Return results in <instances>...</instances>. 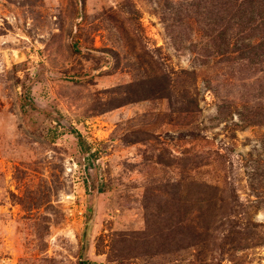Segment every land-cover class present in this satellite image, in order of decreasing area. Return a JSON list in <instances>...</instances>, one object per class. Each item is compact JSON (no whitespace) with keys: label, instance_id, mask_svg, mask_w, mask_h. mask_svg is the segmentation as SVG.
I'll return each mask as SVG.
<instances>
[{"label":"rangeland","instance_id":"rangeland-1","mask_svg":"<svg viewBox=\"0 0 264 264\" xmlns=\"http://www.w3.org/2000/svg\"><path fill=\"white\" fill-rule=\"evenodd\" d=\"M172 1L0 0V264H264V67Z\"/></svg>","mask_w":264,"mask_h":264},{"label":"trees","instance_id":"trees-1","mask_svg":"<svg viewBox=\"0 0 264 264\" xmlns=\"http://www.w3.org/2000/svg\"><path fill=\"white\" fill-rule=\"evenodd\" d=\"M200 2L201 0L199 2L181 0V5L185 3L189 6L187 9L179 8L180 6L170 9L169 12L173 16L172 25L182 27L184 23H190L192 20L204 22L201 29L210 28L209 36L221 38L222 54H228L233 58L232 55L238 53L240 59L237 61L243 66L264 67V0H202ZM163 4L165 5V2ZM192 7H195V11L191 9ZM198 7H204L205 11H199ZM214 8L219 11L214 13ZM161 12L163 14V11ZM197 13L200 16H196ZM214 25H219V28ZM214 33L220 34L214 36ZM156 92L165 93V87H160ZM261 97L263 100L258 99L255 102L254 115L255 118L264 119V93ZM248 119L249 122H255L250 117ZM76 135L78 136L79 133L76 132ZM203 200L207 201V197L205 196ZM79 264L91 263L80 260Z\"/></svg>","mask_w":264,"mask_h":264}]
</instances>
